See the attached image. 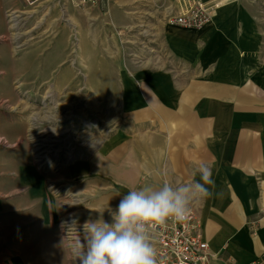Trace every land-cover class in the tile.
Masks as SVG:
<instances>
[{
	"label": "crops",
	"instance_id": "obj_1",
	"mask_svg": "<svg viewBox=\"0 0 264 264\" xmlns=\"http://www.w3.org/2000/svg\"><path fill=\"white\" fill-rule=\"evenodd\" d=\"M58 1L41 0L43 7ZM213 1L218 3L201 29L168 21L178 0H139L129 6L109 0L91 8H109L106 29L130 31L144 22V46L130 53L123 67H114L122 52L99 62L98 81L90 88L113 91L120 125L66 174L102 181L99 189L115 210L132 188L199 181L196 168L206 164L214 180L206 185L212 196L191 208L215 262L264 264V4ZM25 4L0 0L4 89L5 60L15 55L9 18L22 13ZM138 10L147 12L145 18ZM20 150L27 155L24 147ZM8 151L0 146V264H70L56 257L64 249L56 197L47 193L44 176L30 159L10 161Z\"/></svg>",
	"mask_w": 264,
	"mask_h": 264
},
{
	"label": "rangeland",
	"instance_id": "obj_2",
	"mask_svg": "<svg viewBox=\"0 0 264 264\" xmlns=\"http://www.w3.org/2000/svg\"><path fill=\"white\" fill-rule=\"evenodd\" d=\"M122 1L129 6L139 0ZM25 5L22 13L9 18V43L15 55L5 60L8 87L0 86V146L9 149L10 161L27 157L44 176L47 193L57 199V224L63 234L64 249L56 257L78 264L72 247L83 239V223L89 219L110 222L114 209L112 201L105 200L102 181L91 175L71 177L66 169L87 161L120 125L113 91L90 87L98 81L99 62L122 52L114 67H123L130 53L133 56L143 49L145 23L130 31L106 29L104 18L111 16L108 7L91 9L70 0L46 7L41 0ZM136 12L140 18L147 15L143 10Z\"/></svg>",
	"mask_w": 264,
	"mask_h": 264
},
{
	"label": "clouds",
	"instance_id": "obj_3",
	"mask_svg": "<svg viewBox=\"0 0 264 264\" xmlns=\"http://www.w3.org/2000/svg\"><path fill=\"white\" fill-rule=\"evenodd\" d=\"M200 180L156 187L144 184L130 189L115 210L111 221L86 220L83 239H77L72 254L78 264H162L151 239L150 228L167 220L183 222L193 203L209 198L212 170L206 164L196 168Z\"/></svg>",
	"mask_w": 264,
	"mask_h": 264
},
{
	"label": "built area",
	"instance_id": "obj_4",
	"mask_svg": "<svg viewBox=\"0 0 264 264\" xmlns=\"http://www.w3.org/2000/svg\"><path fill=\"white\" fill-rule=\"evenodd\" d=\"M28 4L40 0H24ZM78 6L94 8L109 0H70ZM218 1L178 0L179 7L170 14L168 21L188 29H201L210 21L211 13ZM151 239L162 264H217L203 237L199 217L191 208L183 222L167 220L163 225L150 228Z\"/></svg>",
	"mask_w": 264,
	"mask_h": 264
}]
</instances>
